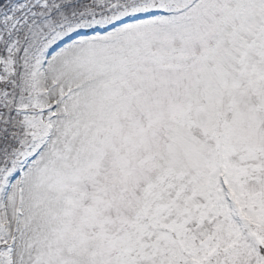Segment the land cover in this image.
<instances>
[{
    "label": "snow or ice",
    "instance_id": "1",
    "mask_svg": "<svg viewBox=\"0 0 264 264\" xmlns=\"http://www.w3.org/2000/svg\"><path fill=\"white\" fill-rule=\"evenodd\" d=\"M0 264H264V0H0Z\"/></svg>",
    "mask_w": 264,
    "mask_h": 264
}]
</instances>
